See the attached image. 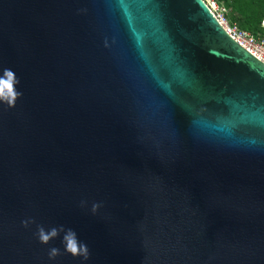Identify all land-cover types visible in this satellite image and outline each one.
Instances as JSON below:
<instances>
[{
	"label": "water",
	"instance_id": "obj_1",
	"mask_svg": "<svg viewBox=\"0 0 264 264\" xmlns=\"http://www.w3.org/2000/svg\"><path fill=\"white\" fill-rule=\"evenodd\" d=\"M5 69L0 264H264V64L202 0H0Z\"/></svg>",
	"mask_w": 264,
	"mask_h": 264
},
{
	"label": "clouds",
	"instance_id": "obj_2",
	"mask_svg": "<svg viewBox=\"0 0 264 264\" xmlns=\"http://www.w3.org/2000/svg\"><path fill=\"white\" fill-rule=\"evenodd\" d=\"M4 76L8 78V82H4L3 79H0V102L7 103L10 107L15 106V101L21 96V93L17 92L14 85H18L19 80L15 78L14 73L11 69L4 70ZM7 90L8 96L4 94V90ZM98 205H93V211L96 210ZM35 221H24L23 224L25 227H28L30 223ZM62 236V243L64 245V252L71 254L73 257H82L84 260L88 259L89 251L86 244H83L79 241L77 234L72 229H64L62 226L52 227L50 229H45L43 226L37 227L36 236L39 242L43 245H48L51 241ZM62 253L60 249L56 247L50 248L48 252V257L50 260H54L57 256H60Z\"/></svg>",
	"mask_w": 264,
	"mask_h": 264
},
{
	"label": "built area",
	"instance_id": "obj_3",
	"mask_svg": "<svg viewBox=\"0 0 264 264\" xmlns=\"http://www.w3.org/2000/svg\"><path fill=\"white\" fill-rule=\"evenodd\" d=\"M202 1L225 33L238 45L264 64V42L257 40V38H254L252 35L243 31L230 28L223 16V10H219L211 0Z\"/></svg>",
	"mask_w": 264,
	"mask_h": 264
},
{
	"label": "trees",
	"instance_id": "obj_4",
	"mask_svg": "<svg viewBox=\"0 0 264 264\" xmlns=\"http://www.w3.org/2000/svg\"><path fill=\"white\" fill-rule=\"evenodd\" d=\"M223 2L224 4H227L231 9L238 12L243 16V22L248 27H253L254 29H257L259 32L262 31V27L260 24V27L262 29H258L259 21L262 16H264V0H219ZM259 10L256 14H253L252 12H256V10Z\"/></svg>",
	"mask_w": 264,
	"mask_h": 264
},
{
	"label": "rangeland",
	"instance_id": "obj_5",
	"mask_svg": "<svg viewBox=\"0 0 264 264\" xmlns=\"http://www.w3.org/2000/svg\"><path fill=\"white\" fill-rule=\"evenodd\" d=\"M211 1L215 3L216 7L219 10H223V16L228 26H230V28L243 31L249 35H252L254 38H257V40L264 42V29L260 27V24L264 20V16H262L259 21L258 29H262V31L259 32L257 29H254L251 26L250 27L246 26L243 22V16L239 14L238 12L234 11L233 9H231L227 4H224L223 2L219 0H211ZM255 10L256 12H252V13L256 14L257 16L258 15L257 13L259 12V10L257 9Z\"/></svg>",
	"mask_w": 264,
	"mask_h": 264
},
{
	"label": "bare ground",
	"instance_id": "obj_6",
	"mask_svg": "<svg viewBox=\"0 0 264 264\" xmlns=\"http://www.w3.org/2000/svg\"><path fill=\"white\" fill-rule=\"evenodd\" d=\"M263 22H264V20H263ZM263 22L261 23V27L264 29V24H263Z\"/></svg>",
	"mask_w": 264,
	"mask_h": 264
}]
</instances>
